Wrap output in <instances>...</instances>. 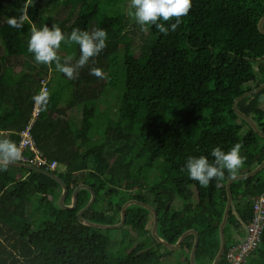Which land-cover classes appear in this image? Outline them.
<instances>
[{
    "label": "trees",
    "instance_id": "obj_1",
    "mask_svg": "<svg viewBox=\"0 0 264 264\" xmlns=\"http://www.w3.org/2000/svg\"><path fill=\"white\" fill-rule=\"evenodd\" d=\"M24 2L0 0V41L5 50L0 57V133L18 145L19 131L34 105L32 97L46 80L47 110L40 107L31 133L43 155L64 166L57 175L68 188L65 204L71 203L75 186L86 184L95 200L83 217L113 224L119 222L120 208L128 199L148 203L158 215L159 237L174 244L183 231L195 229V262L211 264L219 248L230 176L225 172L223 181L204 188L182 169L190 156L212 161L213 147L227 151L237 142L246 158L237 174L249 172L264 159V138L232 110L237 96L264 82V34L257 28L264 0H192L191 11L176 31L164 35L148 25V40L137 55L131 54V38L124 36L125 0H55L51 9L31 0L23 27H10L8 19L20 17ZM58 3L69 6L67 16L76 10L71 24L58 19ZM37 17V28L57 25L66 35L74 28L105 29L107 47L79 70L76 79L60 73L63 81L57 80L51 89L48 66L38 65L27 51ZM171 23L175 21L165 26ZM59 54L63 59L71 56L74 64L79 46L62 43ZM16 59L23 64L27 60L31 68L15 73ZM92 67L101 68L105 78L90 75ZM112 91L118 110L110 127L99 113V103ZM262 96L264 88L240 99L237 107L264 131ZM167 131L173 133L169 145L161 139ZM189 186H194V202L188 200ZM231 192L225 250L217 264H226L227 249L246 235L253 201L264 192V168L233 181ZM60 193V184L37 170L10 165L0 171V264H170L163 260L178 251L171 264H190L193 235H187L177 251L164 247L147 229L148 209L137 204L126 208L124 225L131 224L140 236L127 253L119 254L118 248H111L106 229L83 225L76 218L90 192L78 191L74 209L58 206ZM37 195V210L51 218L33 229L26 208ZM100 196L104 208L93 210ZM175 196L184 200L180 207L173 204ZM14 218L21 227L13 226ZM243 264H264V225L258 247Z\"/></svg>",
    "mask_w": 264,
    "mask_h": 264
},
{
    "label": "clouds",
    "instance_id": "obj_2",
    "mask_svg": "<svg viewBox=\"0 0 264 264\" xmlns=\"http://www.w3.org/2000/svg\"><path fill=\"white\" fill-rule=\"evenodd\" d=\"M31 0H25L20 12L19 18L10 17L8 25L13 28H22L23 21L27 17L28 7ZM128 15L136 21L143 32L148 31L147 25L154 26L157 31L167 35L169 31H176L182 22V18L187 16L192 8V0H130L128 5ZM163 21V23L161 22ZM171 23L166 27L165 23ZM108 33L105 29L94 28L90 32L74 28L70 34H65L57 25L49 27L44 25L37 28L35 24L30 29V39L27 45V51L34 56L38 65H45L51 68L54 64L57 72L64 74L68 79H76L79 70L88 66L92 58L99 56L107 47ZM79 46V58L72 63L71 56L65 57L63 62L58 55L61 45ZM90 75L97 78H105V73L101 68L92 67ZM41 110H47L49 95L46 89L32 97ZM264 104V96L259 101ZM243 145L235 143L227 151L219 146L212 148L210 155L214 158L212 161L206 156H190L187 158L185 169L189 179L199 183L201 187L207 188L212 181L219 184L225 179V172L230 177H235L243 167L246 158L242 156ZM22 150L15 141L0 133V171H7L8 167L22 158Z\"/></svg>",
    "mask_w": 264,
    "mask_h": 264
},
{
    "label": "rangeland",
    "instance_id": "obj_3",
    "mask_svg": "<svg viewBox=\"0 0 264 264\" xmlns=\"http://www.w3.org/2000/svg\"><path fill=\"white\" fill-rule=\"evenodd\" d=\"M51 1H55V0H40L41 6H43L45 9L46 8L51 9L53 7ZM129 3H130V0H125V2L123 4V12L126 14V18H127V23L125 26L126 33L124 34V36L126 35L127 37L131 38V54L137 55L140 51L141 45H143L147 42L148 37H149V33H148V31H146V32L141 31L140 26L136 23L134 18H132L128 15ZM68 9H69V6H64L62 3H58L56 5V15L58 16V19L64 20V22H66L69 25L73 22L74 18L76 17V10L67 16ZM37 19H38V17L35 19V22H33V24H35V26L37 24ZM146 27L148 28V25ZM4 52H5V50L3 48V44L0 41V57L4 54ZM58 55L61 57V61L63 62L64 59H63L62 55L59 53H58ZM12 63L15 64L14 65L15 66L14 67L15 73H18L21 70H25V69H26V71H28L31 68L30 64L27 60H26V62H24V64L19 59H16ZM46 76L50 80V83H51L50 86L52 89L53 86L57 83V80L60 79V73L56 71L54 64L51 66V68L48 67V72H47ZM60 80L63 81L62 79H60ZM111 81H113V78H111ZM117 110H118V102H117L116 93L114 91H112L108 96L102 97V101L99 103V111H100L99 113H101V116L103 117L104 121L108 122V126H110V127H113L115 124L116 111ZM172 135H173L172 132H169V131L163 132L161 134V139L165 144L169 145L171 142V136ZM54 161H56V160H54ZM56 164L57 165H56L55 169H46L45 167H37L34 164H32L31 166L36 167V168H40L43 170H47V171L52 172V173L57 175V174L63 172L64 166L59 165L57 163V161H56ZM26 165H30V164H26ZM24 169L31 170V168H24ZM189 189L191 192V196H190V198H188V200H189V202H194V200H195L194 186H189ZM146 191H147V189L145 187H143L141 190V192L143 194L146 193ZM138 192L139 191H137V193ZM39 200H40L39 195L33 197L31 199L30 204L26 208V211H28V213H27L28 219L30 220L33 229H37L42 221L49 220L51 218V215L49 213H47L46 211L37 210ZM115 200H117V195L114 196V201ZM104 201L105 200L102 199V197L100 196L98 198V201L94 204L93 210H98V211L103 210L104 204H105ZM183 203H184V200H182L178 196L174 197V200H173L174 205H177V207H180ZM44 212H46V213L44 214ZM147 216H148V218H147L148 219L147 229H151L152 221H153V214L150 212V214H148ZM11 222H12L13 226H18V225H20V227L22 226L21 225L22 222L18 221L16 218L12 219ZM104 231H105V234L108 235L110 238L111 248L113 250H115V248H118V250H116V251H119V254L127 253L135 244H137V242L139 240V236H140L137 233V230L134 229L131 226V224H125L124 225V223L118 228L106 229ZM177 250H178V248L176 250H172V251H177ZM178 255H179V251L174 252L172 254V257L169 260H163V262L164 263H170V264L174 263L175 258H177Z\"/></svg>",
    "mask_w": 264,
    "mask_h": 264
},
{
    "label": "water",
    "instance_id": "obj_4",
    "mask_svg": "<svg viewBox=\"0 0 264 264\" xmlns=\"http://www.w3.org/2000/svg\"><path fill=\"white\" fill-rule=\"evenodd\" d=\"M264 14L259 18L258 22H257V28L258 30L264 34ZM264 57V55H263ZM264 88V82H262L259 86L247 90L245 92H243L242 94H240L239 96H237L232 103V110L239 116L241 117L243 120H245L250 127L252 128V130L257 133L260 137L264 138V131H262L261 129L258 128V126L256 125V123L252 120V118L248 115H246L244 112H242L240 109H238L237 107V102L248 96L251 94H255L259 91H261ZM13 166H18V167H23V168H31L33 170H37L41 173L46 174L47 176H50L51 178H53L54 180H56L60 186H61V193L59 195L57 204L60 208H65V209H74L76 207V202H77V193L80 189H87L90 192V198L87 202V204L79 209L76 213V218L77 220L86 226H90V227H94V228H99V229H113V228H118L120 227L124 222H125V217H126V208L130 205V204H137L140 205L146 209H148L152 214H153V221H152V226H151V234L153 236V238L161 245H163L164 247L170 249V250H176L177 248L180 247L182 241L185 239V237L189 234L193 235V242H192V246H191V250L189 253V262L190 264H196L195 262V253H196V248H197V244H198V232L193 229L190 228L188 230L183 231L178 239L176 240V242L174 244L169 243L168 241L162 239L161 237L158 236L157 234V212L156 210L148 203H145L143 201H139L136 199H128L127 201H125L121 208H120V220L119 222H117L116 224H101V223H96V222H92L86 218L83 217V214L85 213V211L88 210V208L92 205L93 201L95 200V192L94 190L86 185V184H78L77 186L74 187V189L72 190L71 193V203L70 204H65V197L68 193V188L66 186V184L63 182V180L57 176L56 174L49 172L47 170H43L40 168H36L33 167L31 165H26V164H22L20 162H15L13 164H11ZM262 168H264V159L258 164L256 165L252 170H250L249 172L246 173H242V174H237L235 177H230L229 179H227L226 183H225V190H226V203H225V207H224V211H223V215H222V219L219 223V238H220V243H219V248L218 251L213 259V261L211 262V264H217L218 261L221 259L222 254L225 250V234H224V226L227 220V216H228V212L230 209V205L232 202V192H231V183L237 179H242V178H246V177H250L253 176L254 174H256L259 170H261Z\"/></svg>",
    "mask_w": 264,
    "mask_h": 264
},
{
    "label": "built area",
    "instance_id": "obj_5",
    "mask_svg": "<svg viewBox=\"0 0 264 264\" xmlns=\"http://www.w3.org/2000/svg\"><path fill=\"white\" fill-rule=\"evenodd\" d=\"M45 81H42L40 90L46 89ZM40 115V106L34 102L31 115L26 125L19 131L18 146L22 150V158L17 161L22 164H34L37 167L55 169L56 161H48L41 150L37 147L36 141L31 133L32 125ZM264 224V192L257 195L252 204V217L246 223V235L243 239L232 244L225 252L226 264H243L250 252L255 250L260 242Z\"/></svg>",
    "mask_w": 264,
    "mask_h": 264
},
{
    "label": "bare ground",
    "instance_id": "obj_6",
    "mask_svg": "<svg viewBox=\"0 0 264 264\" xmlns=\"http://www.w3.org/2000/svg\"><path fill=\"white\" fill-rule=\"evenodd\" d=\"M152 206V205H151ZM153 207V206H152ZM154 208V207H153ZM126 218V217H125ZM224 253V252H223Z\"/></svg>",
    "mask_w": 264,
    "mask_h": 264
}]
</instances>
